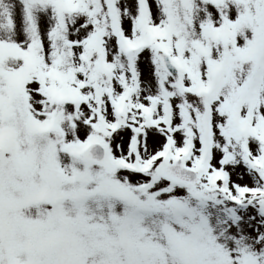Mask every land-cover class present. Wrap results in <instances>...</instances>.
Instances as JSON below:
<instances>
[{
  "label": "snow or ice",
  "instance_id": "snow-or-ice-1",
  "mask_svg": "<svg viewBox=\"0 0 264 264\" xmlns=\"http://www.w3.org/2000/svg\"><path fill=\"white\" fill-rule=\"evenodd\" d=\"M0 264H264V0H0Z\"/></svg>",
  "mask_w": 264,
  "mask_h": 264
}]
</instances>
